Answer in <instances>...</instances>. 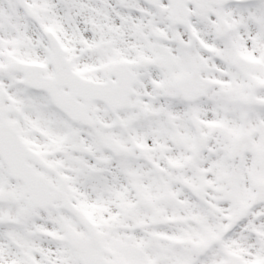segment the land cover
Listing matches in <instances>:
<instances>
[{"label":"snow or ice","instance_id":"1","mask_svg":"<svg viewBox=\"0 0 264 264\" xmlns=\"http://www.w3.org/2000/svg\"><path fill=\"white\" fill-rule=\"evenodd\" d=\"M0 264H264V0H0Z\"/></svg>","mask_w":264,"mask_h":264}]
</instances>
